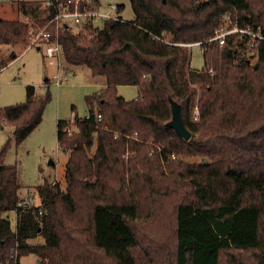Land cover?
I'll return each mask as SVG.
<instances>
[{"label":"trees","instance_id":"1","mask_svg":"<svg viewBox=\"0 0 264 264\" xmlns=\"http://www.w3.org/2000/svg\"><path fill=\"white\" fill-rule=\"evenodd\" d=\"M130 2L131 19L118 3L119 17L101 26L59 29L63 64L87 66L104 82L87 95L86 116L58 120L65 187L46 180L40 205L19 206L20 170L5 162L10 140L0 147V264L30 253L38 264H264V0ZM18 5L28 19L0 17V45L29 47L56 13L35 0ZM234 25L263 38L211 39ZM198 41L201 68L187 45ZM45 83L44 94L27 84L24 101L0 107L17 145L43 120L52 98ZM119 85H136L138 95L127 99ZM172 101L189 139L168 125Z\"/></svg>","mask_w":264,"mask_h":264},{"label":"rangeland","instance_id":"2","mask_svg":"<svg viewBox=\"0 0 264 264\" xmlns=\"http://www.w3.org/2000/svg\"><path fill=\"white\" fill-rule=\"evenodd\" d=\"M20 0H0V17L22 18V12L18 8ZM44 2L45 0H35ZM123 3L125 5L122 16L131 19L134 12L130 0H102V9H108L110 3ZM30 45V44H29ZM38 44L29 48L21 45L10 46L0 45V61L7 57L8 53L16 50L18 56L0 70V107L22 102L26 99V85L34 84L37 93H45L46 78L51 83L49 90L52 98L47 103L42 122L26 137L16 144L14 126L11 124H0V147L10 140V148L6 154L7 164H18L20 177L23 183L21 196L31 194L38 195V185L46 180L50 182H61L65 187L64 179L65 164L68 153L59 145L57 139L58 120L67 119L72 121L74 114L84 117L89 112L87 95L100 90L103 85L102 76H93L87 66H69L64 62L60 71V81L56 74L58 67L48 61L43 50L37 48ZM192 52V66L201 68L204 65V54L200 44L190 46ZM1 66V63H0ZM45 83V84H44ZM119 93L127 99L135 98L138 95L136 85H120ZM199 160V157H192ZM53 161V164L51 163ZM10 218L15 225V213L10 212ZM32 243L43 242L38 236L31 240ZM22 264H38L39 257L30 253L24 255Z\"/></svg>","mask_w":264,"mask_h":264},{"label":"built area","instance_id":"3","mask_svg":"<svg viewBox=\"0 0 264 264\" xmlns=\"http://www.w3.org/2000/svg\"><path fill=\"white\" fill-rule=\"evenodd\" d=\"M81 0H67L66 3H58L54 4L52 0H45L43 2L42 7L49 8L55 7L56 13L55 15L48 21V23L41 28V30L34 34L33 39L31 41L30 46L45 45V55L48 57V61L51 64H55L58 67V73L55 75L58 82L61 79L60 71L63 65V46L58 38L59 29L65 25L69 24L74 29L80 30L85 28L86 26H92L96 28L97 26H101L102 22L106 19L118 18L119 14L116 13L118 8V3H110L108 9H102L101 7L98 9H82L80 6ZM51 24H54V31L49 27ZM234 31H242L244 33H248L253 37L258 39L263 38L260 33L253 32L246 28H240L237 25L233 27H222L216 30V34L211 39H220V43H224L225 36ZM202 41L188 43L187 45L191 46L193 44H201ZM134 135H137L135 132ZM128 152H125L123 156H127ZM175 158V155H172ZM38 193V192H37ZM39 195V193H38ZM42 203L41 196L39 195V201L37 200V196H33L31 194L23 197L18 205L23 208H30L33 206H38ZM15 213V221L17 218V212ZM16 264V263H15Z\"/></svg>","mask_w":264,"mask_h":264},{"label":"water","instance_id":"4","mask_svg":"<svg viewBox=\"0 0 264 264\" xmlns=\"http://www.w3.org/2000/svg\"><path fill=\"white\" fill-rule=\"evenodd\" d=\"M172 119L168 122V125L173 127L177 134L189 139L191 137V132L185 126L182 118L181 105L176 101H172ZM53 163V161H51Z\"/></svg>","mask_w":264,"mask_h":264},{"label":"crops","instance_id":"5","mask_svg":"<svg viewBox=\"0 0 264 264\" xmlns=\"http://www.w3.org/2000/svg\"><path fill=\"white\" fill-rule=\"evenodd\" d=\"M40 3H41V6H42L43 3H42V2H40ZM31 47H33V46H29V48H31ZM43 47H44V44H40V45L37 46V48H38V49H41V50H43ZM13 60H14V59H13ZM11 61H12V60H11ZM11 61H9V62H11ZM9 62H8V63H9ZM8 63H7V64H8ZM7 64H5V65H7ZM5 65L2 66V67L0 68V70H1L3 67H5ZM46 79H47V78H46ZM44 84H45V83H44ZM119 86H120V85H119ZM119 86H118V88H119ZM44 87H45V85H44ZM52 164H53V163H52ZM21 261H22V259H21ZM21 264H22V263H21Z\"/></svg>","mask_w":264,"mask_h":264}]
</instances>
